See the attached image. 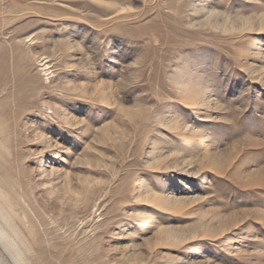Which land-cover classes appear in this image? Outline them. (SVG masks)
Here are the masks:
<instances>
[{
	"label": "rangeland",
	"instance_id": "1",
	"mask_svg": "<svg viewBox=\"0 0 264 264\" xmlns=\"http://www.w3.org/2000/svg\"><path fill=\"white\" fill-rule=\"evenodd\" d=\"M0 264H264V0H0Z\"/></svg>",
	"mask_w": 264,
	"mask_h": 264
}]
</instances>
